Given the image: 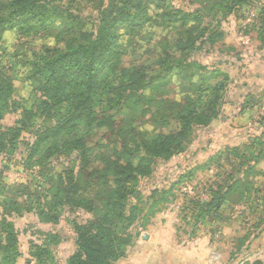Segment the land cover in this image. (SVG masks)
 I'll return each mask as SVG.
<instances>
[{
  "label": "trees",
  "instance_id": "16d2710c",
  "mask_svg": "<svg viewBox=\"0 0 264 264\" xmlns=\"http://www.w3.org/2000/svg\"><path fill=\"white\" fill-rule=\"evenodd\" d=\"M58 1L0 0V41L7 32H14L22 47L19 54L16 50L9 53L15 67L2 66L0 70V158L14 155L24 142L23 157L29 169L50 165L57 154L75 152L79 169L44 176L27 201L19 200V195L25 194L18 190L15 198L5 200L6 207L17 217L33 212L39 223L55 226L67 205L93 210L95 198L89 205L73 198L81 192V182L101 183L108 211L103 218L85 224L73 222L77 250L67 264H116L130 245L117 225L134 221L126 215L130 212L134 216L137 211L129 209V200L140 179L151 175L154 160L171 158L195 128H206L217 118L216 109L226 92L222 83L211 86L204 77L200 84L178 89L177 96L168 99L157 96L159 88H174L173 72L189 71L196 65L189 59L199 50V40L212 44L222 36L218 27L235 7L261 0H218L226 14L212 29L202 26L200 10L194 14L171 10L164 16L182 23V28L172 30L170 46L155 50L150 57L146 54L152 50L139 46L129 55L127 67L124 50L117 44L121 38L117 31L135 23L140 28L148 7L146 0H113L103 11L101 0L94 19L96 31L94 26L84 30L86 20L70 13V5ZM261 14V25L252 28L259 36V50H264V7ZM35 21L50 25H33ZM54 23L63 29L56 31ZM22 35L26 40L18 39ZM50 39H54L52 45L47 43ZM63 45L68 48L63 50ZM177 53L181 59L176 58ZM171 61H175L174 66H170ZM20 67L23 71H17ZM16 81L23 84L21 91L15 87ZM10 112L19 113L20 119L5 130L2 121ZM175 122L178 126L173 129ZM260 124L263 132L256 141L261 144L264 122ZM27 134L33 141L24 140ZM0 226L4 229L0 232V264H17L22 254L16 229L4 221ZM48 233L43 235L42 244L29 243L28 252L39 264H46L43 258L53 252L45 242L59 237Z\"/></svg>",
  "mask_w": 264,
  "mask_h": 264
},
{
  "label": "rangeland",
  "instance_id": "374dc122",
  "mask_svg": "<svg viewBox=\"0 0 264 264\" xmlns=\"http://www.w3.org/2000/svg\"><path fill=\"white\" fill-rule=\"evenodd\" d=\"M112 1L103 0L101 11L108 10ZM146 2L148 7L140 28L135 23L117 31L121 36L117 44H121L125 53V67L130 64L129 55L139 46L152 50L146 57L170 46L172 30L182 28V23L168 20L164 16L167 12L182 10L194 14L200 10V16L204 17L202 26L209 29L226 14L218 0ZM57 3L70 5V13L86 20L84 30H89L99 15L101 0H61ZM216 4L219 5L214 7ZM212 7L214 11L210 10ZM263 7L264 0L235 7L218 27L222 36L212 44L199 40V50L189 59L196 65L189 71L173 72L174 88L172 85L159 88L157 96L168 99L176 97L178 89L186 90L191 84H200L204 77L209 79L211 86L222 83L226 92L216 109L217 118L206 128H195L171 158L154 160L151 175L140 179L135 195L129 200V209L135 207L137 211L134 216L129 215L130 212L126 215L134 221L129 224L130 221L125 220L117 225L120 235L124 234L130 241L125 257L117 263L264 264V139L261 144L256 141L263 132L260 123L264 122V62L255 61L254 53L260 48V41L252 28L261 25ZM39 23L32 24L50 25L49 22ZM53 27L58 32L63 29L58 23ZM20 38L26 40L25 35ZM47 43L52 45L54 39ZM62 48L68 47L63 45ZM20 49L14 32L4 34L0 41V70L2 66L15 67L10 64L9 53L16 50L19 54ZM174 64L175 61L170 62V66ZM17 71H23L22 67ZM22 85L15 82L18 91L22 90ZM17 119H20L19 113H7L2 127L6 130ZM176 126L175 122L173 129ZM23 137L25 141H33L28 134ZM25 150L22 142L14 155L4 154L0 158V221L11 223L16 229L22 254L20 264L32 260L29 243L42 244L43 235L48 232L60 238L50 237V242H45L52 246L53 252L43 258L44 262L67 264L77 250L73 222L85 224L88 220L103 218L108 211L102 197L104 188L101 183L87 185L86 179L81 182V192L73 198L86 200L88 205L92 203L90 199L95 198L93 210L67 205L55 226L39 223L33 212L17 217L9 211L5 200L15 198L19 190V194H25L19 195V200L27 201L44 176L63 170L77 171L80 165L75 152L57 154L50 165L29 169L23 157ZM33 202L29 207L35 204ZM2 229L0 226V232ZM53 255L54 262H51ZM30 264L39 263L33 259Z\"/></svg>",
  "mask_w": 264,
  "mask_h": 264
},
{
  "label": "crops",
  "instance_id": "0c3cea01",
  "mask_svg": "<svg viewBox=\"0 0 264 264\" xmlns=\"http://www.w3.org/2000/svg\"><path fill=\"white\" fill-rule=\"evenodd\" d=\"M263 52V53H262ZM254 56H256V57H261V58H256L255 57V61L256 62H258V63H261V62H264V61H262V60H264V50H259L258 48H257V50H256V52L254 53ZM262 71V70H261ZM257 73V72H256ZM263 73V72H262ZM20 262H21V260H18V263L17 264H20ZM117 264H127V263H117ZM129 264V263H128ZM130 264H137V263H135V262H130ZM158 264H164V263H162V262H160V263H158ZM177 264V263H176Z\"/></svg>",
  "mask_w": 264,
  "mask_h": 264
}]
</instances>
